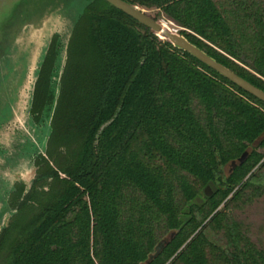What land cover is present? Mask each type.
<instances>
[{"label":"trees","instance_id":"obj_1","mask_svg":"<svg viewBox=\"0 0 264 264\" xmlns=\"http://www.w3.org/2000/svg\"><path fill=\"white\" fill-rule=\"evenodd\" d=\"M127 1L264 90V0ZM60 46L34 84L50 132L30 187L15 183L0 264H264L227 210L264 193V101L107 0L79 15L55 97Z\"/></svg>","mask_w":264,"mask_h":264},{"label":"water","instance_id":"obj_2","mask_svg":"<svg viewBox=\"0 0 264 264\" xmlns=\"http://www.w3.org/2000/svg\"><path fill=\"white\" fill-rule=\"evenodd\" d=\"M74 1L0 0V111L2 107L7 110V114L0 122L1 125H4V130L1 131L0 129V140L3 138L8 139L17 133L20 137L19 131H16L14 127L22 131V126H20L22 121L28 125V122L33 119L29 109L34 84L54 34L58 35L61 44L55 60L56 74L52 76V84L55 79L56 97L59 77L66 59L68 40L79 15L82 13L72 19V11L70 10H73ZM107 1L149 27L160 38L168 39L174 46L186 50L244 90L264 101V90L262 88L213 58L177 30L174 31L164 27L160 20L148 14L141 6L132 4L127 0ZM66 24L69 26L67 33L62 30V27ZM58 59L59 64L57 65ZM26 89L29 94L26 96V100H23ZM51 112L52 108L49 110V121ZM16 123H19V125L16 126ZM9 124L13 126L10 127ZM31 138L34 137L31 136ZM246 156L247 150L239 157L232 159L228 164L229 171L241 163ZM203 193L207 196L212 194L210 185L204 187ZM167 241L168 237L162 238L156 245L155 253ZM153 255L151 254L150 257Z\"/></svg>","mask_w":264,"mask_h":264},{"label":"rangeland","instance_id":"obj_3","mask_svg":"<svg viewBox=\"0 0 264 264\" xmlns=\"http://www.w3.org/2000/svg\"><path fill=\"white\" fill-rule=\"evenodd\" d=\"M88 0H75L74 7L72 11V19L76 18L83 10L84 5L86 4ZM144 8L148 14L151 16L156 17L161 22L165 23L170 29L177 30L180 28L175 22L170 21L169 17L166 16L161 10H159L157 7H145ZM69 26L66 24L62 27V30L65 31V33L68 32ZM59 64V59L58 63ZM53 86H55V79L53 80ZM25 93V91H24ZM29 94V91L26 89V94L23 95V100H26V96ZM5 114H7V110L2 107L0 111V122L4 118ZM27 125L26 122L22 121L20 126H22L21 130H18L19 128L14 127L16 131H19L20 137H18L17 134H13L10 138L6 139L3 138L0 140V144L6 145L9 150L11 151L12 155L10 156V166L16 165L15 169L11 168V173L15 176V178H25V182L29 184L31 180L34 177V168L32 167V164L29 163L30 159L28 156V153L30 154V151H35L37 148L40 147L42 150L45 146L46 139L50 132V125H49V111L48 109H45L42 113L41 120L39 122H35L33 119L28 122ZM16 126L19 125V123L15 124ZM12 127L13 125H10ZM0 129L1 131L4 130V125H1L0 123ZM12 132V131H10ZM33 136L34 140L31 138ZM19 149H22V152H26L20 156L23 157V159H19V154H15ZM38 153V152H37ZM14 157V158H13ZM19 159V160H18ZM229 166V165H228ZM23 177H22V175ZM264 182V179H263ZM6 183V182H4ZM210 191L214 193V187L210 186ZM201 198L198 197L197 200H200ZM3 197H1L0 194V205L3 206ZM223 203L220 204L222 206ZM227 210H229V213L231 216L237 220H240L243 222V225L247 228L249 236L254 240V242L264 249V193L256 198H254L252 201L249 202H239V204L236 206L234 205L231 207V204H229ZM167 235V234H166ZM161 236V237H167V236Z\"/></svg>","mask_w":264,"mask_h":264},{"label":"flooded vegetation","instance_id":"obj_4","mask_svg":"<svg viewBox=\"0 0 264 264\" xmlns=\"http://www.w3.org/2000/svg\"><path fill=\"white\" fill-rule=\"evenodd\" d=\"M45 147H46V145H45ZM45 147L42 150L40 148H37L35 151L34 150L30 151V154L28 153V156L30 159L29 163L32 164V167L34 169H35V166H34L35 157L39 153L44 154ZM24 153H26V152H22V149H19L17 152L14 153V155L19 154V157L21 158L22 156H20V155H22ZM11 155H12V153L9 150V148L4 144H0V157L3 158V160H5V163L3 162V164H0V167H2V169L0 168V176L5 169V165L9 166V168H8L9 170L11 169V167H10V163H11L10 159H12V158H10ZM3 166H4V169H3ZM34 173H35V170H34ZM17 181H21L25 184V191L30 187L31 182H32V180H31V182L29 184H27L23 178H20V179L15 178V179H12L10 182L4 183V181H1V177H0V194L4 200L3 206H1L2 208L0 210V211H2L0 213V231L6 225L8 219L10 218V216L15 211V208L13 207V205L11 203V194H12L13 190L15 189L14 186H15V183Z\"/></svg>","mask_w":264,"mask_h":264},{"label":"crops","instance_id":"obj_5","mask_svg":"<svg viewBox=\"0 0 264 264\" xmlns=\"http://www.w3.org/2000/svg\"><path fill=\"white\" fill-rule=\"evenodd\" d=\"M20 159H23V157H21ZM3 162L5 163V160H3V158L0 157V164H3ZM15 166L16 165L14 164V165H11L10 167L15 169ZM0 168L2 169V167H0ZM8 168H9V166H7V165H5V169H4V166H3L4 171L2 172V174L0 176L1 177V181L10 182L12 179H15V176L11 173V171ZM22 177H23V175H22ZM23 179L25 180L24 177H23ZM1 206L2 205H0V210L2 208ZM1 212L2 211H0V213Z\"/></svg>","mask_w":264,"mask_h":264},{"label":"bare ground","instance_id":"obj_6","mask_svg":"<svg viewBox=\"0 0 264 264\" xmlns=\"http://www.w3.org/2000/svg\"><path fill=\"white\" fill-rule=\"evenodd\" d=\"M161 23L163 24L164 27L169 28L165 23H163V22H161ZM174 31H176V30H174Z\"/></svg>","mask_w":264,"mask_h":264}]
</instances>
